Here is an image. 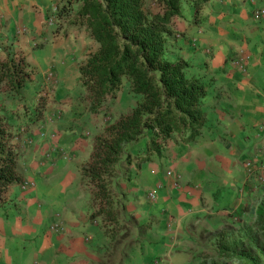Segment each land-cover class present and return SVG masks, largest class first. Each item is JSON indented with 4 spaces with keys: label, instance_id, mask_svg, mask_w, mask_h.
<instances>
[{
    "label": "crops",
    "instance_id": "crops-1",
    "mask_svg": "<svg viewBox=\"0 0 264 264\" xmlns=\"http://www.w3.org/2000/svg\"><path fill=\"white\" fill-rule=\"evenodd\" d=\"M81 3L0 0V57L22 54L34 70L20 96L11 94L28 90L37 100L48 79L55 84L44 123L17 142V171L35 184H15L0 200V264H197L201 234L227 217L248 222L264 197V0H208L196 18L193 3L181 0L168 55L206 86V122L194 143L171 142L160 157L132 161L129 178L113 186L111 220L93 215L82 175L105 122L90 112L79 81L80 64L98 49L85 27L69 25Z\"/></svg>",
    "mask_w": 264,
    "mask_h": 264
},
{
    "label": "trees",
    "instance_id": "trees-1",
    "mask_svg": "<svg viewBox=\"0 0 264 264\" xmlns=\"http://www.w3.org/2000/svg\"><path fill=\"white\" fill-rule=\"evenodd\" d=\"M187 1L193 3L196 18L208 0ZM153 2L155 6L145 0H82L69 20L71 26L85 27L98 45L80 64L79 81L90 112L110 120L95 137L82 175L92 191L93 215L107 220L117 213L112 186L129 178L133 160L140 166L160 157L171 142L194 143L206 122L202 106L206 86L189 76L186 61H173L168 55V36L182 14L181 0ZM63 12L68 9L63 7ZM33 74L22 54L0 57V94L20 96L33 82ZM125 86L134 105L130 112L113 118V106ZM39 107L26 114L29 122L24 127L16 126L0 109V200L23 181L17 171V142L42 123L44 109ZM143 141V150L132 153L131 147ZM251 217L253 224L239 239L217 233L213 255L200 264H264V197Z\"/></svg>",
    "mask_w": 264,
    "mask_h": 264
},
{
    "label": "rangeland",
    "instance_id": "rangeland-1",
    "mask_svg": "<svg viewBox=\"0 0 264 264\" xmlns=\"http://www.w3.org/2000/svg\"><path fill=\"white\" fill-rule=\"evenodd\" d=\"M152 6H155L154 3H151ZM49 84L46 87H43L39 90L37 100L35 98H30V94L27 91H25L24 95L20 97H14L13 94H4L0 96V109H3L2 115H5L11 121H14L16 124H20L23 127L28 122V119L26 117V114H31L34 112V108L37 106H40L39 108L44 109V112L46 111V108L49 106V104L52 102L51 95L53 92L54 83L48 81ZM32 91V89H31ZM35 93V91H34ZM118 101H115V104L112 109V116L113 118H116L120 114H126L130 112L134 105V100L131 96V94L128 91V87L125 86L122 88L121 92L118 95ZM32 99V100H31ZM44 115V113H43ZM42 123L38 126V130L41 127V125L44 123V116ZM102 120L104 123L102 130L100 131V134L103 133L104 127L107 124V122L110 120L109 116L102 114ZM34 131V129H31V133ZM30 134V133H29ZM30 136V135H27ZM29 139V138H28ZM135 146V145H134ZM131 152H135V147H131ZM113 187V186H112ZM115 200L119 202L117 192H115L114 196ZM253 217H249L248 222L242 221V219L239 216H235L234 218H228L226 220L222 221V224L219 225L217 229H212L209 233L201 234V238H199L200 245L198 247V252L196 255L197 264H200L205 260V256L207 255H213L214 248L216 246V235L218 232H223L226 234V236L229 238V240H235L239 239L243 233L245 232V229L253 224ZM200 248V249H199Z\"/></svg>",
    "mask_w": 264,
    "mask_h": 264
},
{
    "label": "built area",
    "instance_id": "built-area-1",
    "mask_svg": "<svg viewBox=\"0 0 264 264\" xmlns=\"http://www.w3.org/2000/svg\"><path fill=\"white\" fill-rule=\"evenodd\" d=\"M54 12H56V15L51 18V20H50L51 24L55 21V19H57L58 15L61 13L60 9H55ZM262 15H263V12L261 10H256L255 11V17L256 18H261ZM234 64L237 66V68L239 70H241L242 72H246V65H245V63L243 61L238 60V61H235ZM48 81L53 82L52 79H48ZM54 153L55 152L49 153L47 156H52V155H54ZM246 168H247L248 174L249 175H253V172L255 171V169H254L253 162L251 160L246 162ZM258 176H259L258 180L261 183H264V172L262 174L258 175ZM34 184H35L34 182L22 181L21 182V187L23 189H25V188H28L30 186H34ZM149 196L150 197H154V194L151 193V194H149ZM51 228H52V230L57 231V232L61 231L63 229L61 225H53Z\"/></svg>",
    "mask_w": 264,
    "mask_h": 264
}]
</instances>
